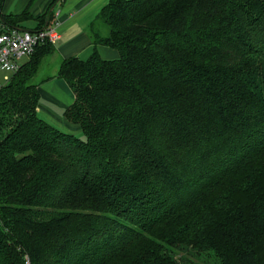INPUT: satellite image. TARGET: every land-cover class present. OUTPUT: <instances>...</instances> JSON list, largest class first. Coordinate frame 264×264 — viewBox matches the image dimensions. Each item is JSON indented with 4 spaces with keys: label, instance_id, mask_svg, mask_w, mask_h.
<instances>
[{
    "label": "trees",
    "instance_id": "16d2710c",
    "mask_svg": "<svg viewBox=\"0 0 264 264\" xmlns=\"http://www.w3.org/2000/svg\"><path fill=\"white\" fill-rule=\"evenodd\" d=\"M98 19L58 72L83 136L37 111L53 44L0 89V264H264V0Z\"/></svg>",
    "mask_w": 264,
    "mask_h": 264
},
{
    "label": "crops",
    "instance_id": "0c3cea01",
    "mask_svg": "<svg viewBox=\"0 0 264 264\" xmlns=\"http://www.w3.org/2000/svg\"><path fill=\"white\" fill-rule=\"evenodd\" d=\"M110 0H0V28L37 30L56 25L59 38L53 44L54 52L41 55L42 63L36 81L40 99L38 114L58 128L79 136L84 132L78 123L70 121L65 110L74 102V92L68 81L59 75L63 59L71 56L88 57L94 50L90 28L98 23V15ZM55 3V4H54ZM54 9L53 15L50 11ZM103 58H117L119 51L108 45L98 44ZM32 57L25 58L23 64ZM0 74H9L0 72ZM0 76V81H5ZM13 74L9 76L12 78Z\"/></svg>",
    "mask_w": 264,
    "mask_h": 264
},
{
    "label": "built area",
    "instance_id": "2783aa9c",
    "mask_svg": "<svg viewBox=\"0 0 264 264\" xmlns=\"http://www.w3.org/2000/svg\"><path fill=\"white\" fill-rule=\"evenodd\" d=\"M59 36L54 24L34 31H23L16 27L7 30L0 28V72L14 75L23 65V60L31 57L38 46L46 42L54 44ZM10 79L5 76V82L0 81V89Z\"/></svg>",
    "mask_w": 264,
    "mask_h": 264
},
{
    "label": "rangeland",
    "instance_id": "374dc122",
    "mask_svg": "<svg viewBox=\"0 0 264 264\" xmlns=\"http://www.w3.org/2000/svg\"><path fill=\"white\" fill-rule=\"evenodd\" d=\"M99 23H100V25H101V27L103 26V23H101V20H99ZM3 75H7L8 77L10 76V75H12V73H9V74H0V76L2 77ZM3 83L5 82V81H2Z\"/></svg>",
    "mask_w": 264,
    "mask_h": 264
},
{
    "label": "water",
    "instance_id": "95a60500",
    "mask_svg": "<svg viewBox=\"0 0 264 264\" xmlns=\"http://www.w3.org/2000/svg\"><path fill=\"white\" fill-rule=\"evenodd\" d=\"M18 29L23 30V31H25V30H27V31H34V30H29V29H24V28H18Z\"/></svg>",
    "mask_w": 264,
    "mask_h": 264
}]
</instances>
